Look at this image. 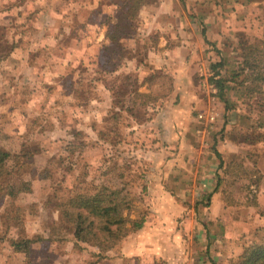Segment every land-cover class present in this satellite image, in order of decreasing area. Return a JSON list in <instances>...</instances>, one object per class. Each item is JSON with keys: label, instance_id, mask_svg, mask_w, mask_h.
I'll list each match as a JSON object with an SVG mask.
<instances>
[{"label": "rangeland", "instance_id": "obj_1", "mask_svg": "<svg viewBox=\"0 0 264 264\" xmlns=\"http://www.w3.org/2000/svg\"><path fill=\"white\" fill-rule=\"evenodd\" d=\"M112 1H105L102 8L106 19L119 11ZM249 1L144 0L135 9L129 37L122 43L123 57L130 62L146 56L167 40L190 42L189 66L184 72L176 70L175 79L164 63V71H153L145 78L111 74L113 55L97 45L91 47V14H82L81 9L78 13L71 10L69 23L62 22L61 28L69 36L72 27L79 37H69L70 42L64 38L62 48L54 47V43L62 44L55 37L53 46L44 51L48 58L61 55L62 59L11 62L7 59L12 47L9 39L20 45L23 54L21 29L33 9H10L23 0H0V148L12 156L23 149L34 153L26 172L9 171L12 187L25 181L31 188L0 203V264H232L235 251H242L227 243L224 235L244 234L246 245L255 238L264 242V187L259 191L255 183L257 173L264 179V82L255 79L264 77V23L259 31L248 30L244 14L239 31L227 26L235 17L231 9L247 13L244 4ZM80 16L84 19L77 20ZM184 19L192 27L190 34L178 27ZM216 20L228 32L217 28ZM13 27L15 31H9ZM15 33L20 40L14 39ZM251 45L258 48L247 47ZM119 54H115L117 61ZM218 62L222 67L215 77L213 66ZM219 79L226 103L213 83ZM210 85L216 87L215 95L208 90ZM109 86L113 91L106 90ZM146 86L148 92H139ZM180 87L183 91L177 90ZM136 91L144 96H137ZM132 99L137 103L133 116L114 111L113 106L120 108L122 102L132 106ZM169 123H175L173 132H168ZM75 130L79 137L73 140L67 133ZM225 133L237 135L239 145L229 141L222 145ZM70 141L74 144H67ZM213 149L220 151L224 161L239 152L227 166L228 172L219 167ZM125 151L134 156H125ZM9 164L13 167V160ZM155 181L163 186H150ZM218 182L210 201L200 202L202 195L214 192ZM91 184L122 188L120 197L125 196L131 206L123 213L130 211L129 218L137 221L143 216L145 234H155L149 229L157 227V218L166 216L161 234L176 237L173 247L162 256L145 252L126 256L135 244V233L130 232L110 247L96 248L91 225L103 241L106 234L101 222L64 205V199L91 193ZM78 213L86 217L81 225L89 228L90 233H83L87 242L73 234ZM235 213L237 221L228 222L231 230L224 228V220ZM216 215L224 216L217 219ZM259 226L262 229L252 235ZM164 239L156 242V248L169 242ZM28 240L27 254L14 249V243L22 248ZM144 241L148 239L139 242Z\"/></svg>", "mask_w": 264, "mask_h": 264}, {"label": "trees", "instance_id": "obj_2", "mask_svg": "<svg viewBox=\"0 0 264 264\" xmlns=\"http://www.w3.org/2000/svg\"><path fill=\"white\" fill-rule=\"evenodd\" d=\"M144 1V0H143ZM142 0H116L114 1V4H116L117 9H119V11L116 13L115 16H109L106 19V26H107V32L105 35V39L107 40V45H103L102 49L104 52H108L111 55H113V61L112 64L110 65V69H112V71H114L116 68H118L121 63L120 60H124L126 57L124 56V45L122 44L123 41H125L126 38L129 37V32L130 29L132 27V20H133V14L135 11L139 10L143 5L144 2ZM137 9V10H135ZM111 19H115L116 22L113 23L111 21ZM260 22V21H259ZM262 24V23H261ZM263 25L259 24V28L256 31H259L261 29ZM203 34V32H202ZM204 39V38H203ZM241 43L239 44L240 47L242 46ZM247 44V43H245ZM257 45H251V46H247L248 48L251 49H256L258 48ZM264 46V45H263ZM242 49H245L244 46H242ZM121 53V54H119ZM115 54H119L118 57V61L116 60ZM144 54L141 55L140 57L136 56L135 58L137 60L140 59H144ZM134 57V56H133ZM124 58V59H123ZM223 63H224V59H222ZM222 62H218L213 66V70H214V76H218L219 73V68L222 67ZM247 65H250L249 63ZM254 68V67H253ZM109 69V70H110ZM243 69V67H242ZM108 69H103V71H106ZM111 72V71H110ZM236 78V77H235ZM255 79H259L262 82H264V77H258L256 76ZM212 80H214V78H212ZM254 80V79H253ZM215 85H217L218 89H219V98L221 99V101L223 103H226V99H224V97L222 96L224 94L223 92V81L221 79H219L218 81H214L213 82ZM135 91V90H134ZM137 92V91H136ZM137 96H144L141 95L140 93L137 92ZM133 101H131L132 106H129L126 103H121L120 108L113 106L114 107V111H122V112H127L129 113L131 116H133L132 111L133 109L136 107V102H134V99H132ZM224 130V129H223ZM224 132V131H222ZM69 134L73 140L74 139H78L79 137V133L77 130L71 131ZM75 136V137H74ZM101 140H103L101 138L102 134L99 135ZM222 145H224L225 143H227L228 141L233 145V146H238V136L234 135V133H225L224 136L222 137ZM218 142V141H217ZM249 143L253 144V141H248ZM67 144L69 145H73V141L68 142ZM214 154L218 159V164L219 167H223L224 171L229 170V168L227 166H231L232 163L234 162L235 158L234 155L238 154L239 152L234 153L233 155L231 154V159L229 161H224L223 156L221 155L220 152H217L216 150H214ZM116 154L118 152V154H122L120 153L118 150L115 151ZM123 154H125V156H128L127 151L123 152ZM246 155L248 153H245ZM32 155H34V153L29 154L28 152L25 151V149L22 150V152L19 153H15L13 156L6 150H3L0 148V203H4L6 202L8 199H13L12 197H18L15 194H19V193H28L30 191V186L27 182H19V187H12V180H11V176L14 172H20V173H24L26 172V165H30L31 163V159H32ZM131 156L133 157L134 154L132 153ZM238 156V155H236ZM117 157V156H116ZM123 159V158H122ZM10 160H13L14 165L12 167L10 163ZM259 169H262L259 168ZM12 171V174L9 172ZM263 172H264V166H263ZM258 177H257V181L256 183V188L261 191V188L264 187V179L261 178V176H259V174L257 173ZM120 176V175H119ZM93 184V183H92ZM91 184V193L88 192V194H78V195H74L70 198L64 199V205L68 204L73 208H77L78 210L81 211H85L87 216H91L93 218H96L99 220V222H101L100 224L102 225V230L104 231V233L106 234V237H104L103 241H100L96 232L93 231L92 229V225H91V241H95L96 243V248L103 247V248H107L110 247L111 244L115 243V241H117L118 239H122L125 238L130 232L132 233H137L138 231H143L144 229V218L142 216V218H140L139 221L137 220H131L129 218V212L128 211L126 214H124L123 212L125 210H128L131 206L130 203L126 201V197H120L121 194L123 193L122 188L119 189H111L107 186H96V185H92ZM220 182H218L215 186L214 192H211L209 194H204L201 196L200 202L203 203H208L212 197L213 193H216V190L219 186ZM30 187V188H29ZM94 191V192H93ZM93 192V193H92ZM63 204V203H61ZM60 204V205H61ZM64 207V206H62ZM61 207V208H62ZM223 209V208H222ZM63 210V208H62ZM64 211V210H63ZM224 210H221V212H223ZM223 214V213H221ZM224 215H221V217H223ZM217 219L221 218L220 215H216ZM240 217V216H239ZM237 218L236 213L229 217L228 220H224L223 225H225L224 228H228V230L230 228V225H228L229 220L233 221ZM86 219V217H84L81 213H78L75 217L74 220V225L76 224L77 220L78 223L73 227V234L74 237L82 242H87V237H85V235L83 234L85 231H87L88 233H90L89 228L88 227H82V223L83 220ZM211 219V218H210ZM237 221V220H235ZM129 224V228L126 227V225ZM259 228L262 229V227H256L255 229H253V231H251L252 235H255L257 232V229ZM134 231V232H133ZM264 231V228H263ZM205 232V231H204ZM244 234H240L238 236H234L233 238H230L228 236L224 235V239L226 240L227 243H230V245H234L235 247H238V249L240 248L242 252L238 253V251L235 253L236 257L235 260H233L232 264H264V242H258V240L255 238L254 239V243L253 244H249L246 245L245 242V237H243ZM208 236V231H206V238ZM253 237V236H252ZM224 240V241H225ZM31 241H24L23 245L24 247L20 248L19 243H14L13 247L17 252H21V253H28L29 250V246H30ZM244 245V246H243ZM207 249V248H206ZM237 249V250H238ZM234 254V253H233ZM232 258H234V255L232 256ZM235 261V262H234ZM211 264H216L214 261H209ZM230 262V261H229ZM42 264V263H41ZM231 264V263H229Z\"/></svg>", "mask_w": 264, "mask_h": 264}, {"label": "crops", "instance_id": "obj_3", "mask_svg": "<svg viewBox=\"0 0 264 264\" xmlns=\"http://www.w3.org/2000/svg\"><path fill=\"white\" fill-rule=\"evenodd\" d=\"M105 1L107 0H23V2L21 3L19 2L15 3L10 9H33V10H30L29 13L26 14L27 21H25L24 26L21 29L24 31L23 37H22L23 43H24L22 44L24 47L23 54L21 53V50H19L20 45L16 46L15 44H13V41L9 39L12 47H10L7 52L8 53L7 59L11 62L15 61L17 63H19L21 59L23 61H33V62H41V63H44V61H47V59H53L54 62L62 59L63 56L61 55H53L51 58H48L47 52H44V51H48V49L46 48L48 45H49L48 47L53 46L51 44V41L54 40L55 42V37L58 38L59 36L60 39L57 41L59 43H62L61 45H58V46H56L55 45L56 43H54L55 48H58V47L62 48L64 46V38L69 39L70 37L71 40H73L74 37H77V36L79 37V35H76V34L74 35L72 27H71V32L69 36L63 35V31H61V28L65 26L64 23H69L70 21L69 15L71 13L70 12L71 10L78 13L79 9H81L82 14H87V15L91 14V27H90L91 30H90V33L88 34L89 38H91V47H95L96 45L98 47L107 45V40L105 39V35L107 32V26L104 22L106 20V16L104 14L105 11L102 10ZM112 2L114 3V0ZM246 6L249 8V9H245L247 13L243 12V9H238L237 6H236L237 9H231L233 16L235 14V17H233L232 25H227L228 28L229 27L231 28V31L232 30L239 31L240 25L242 24L241 20L244 19L243 18L244 14L247 15V18L244 19L243 22L248 27V30L256 31L259 28V24L261 25V23H264V0H251L249 1V5L244 4V7ZM64 9H65V12L63 11ZM151 10L153 11V9ZM166 12H168V10ZM231 12L229 13L231 14ZM76 19L82 20L84 19V17L80 16ZM188 23H189L188 19H184L183 25L178 24V27L183 28L185 32L190 34V31L188 29L189 28L192 29V27ZM215 24L216 26H218L217 28H222L223 30L228 32V30L226 29V26H224L223 24L220 25L218 21ZM166 27L168 29V26ZM10 30L15 31V27L10 28L9 31ZM18 34L19 33H15L14 39L18 38V40H20L19 39L20 35ZM81 37L85 39L83 35ZM10 38H11V35H10ZM49 38H50V41H49ZM69 42H70V39H69ZM189 44L190 42L188 43V42H185L184 40H182L179 43H173L167 40V42H165L161 46L159 43L158 48L152 49L151 51H149L147 55L144 56L143 60L142 59L137 60L136 58H134L133 60L128 62V59H124L123 63L118 68H116L113 72H111V74H114V75L123 74L125 76L128 74H132L135 77L145 78L147 76H150V74L153 71H155V73L156 71H158L157 72L158 74L164 71L165 67L162 66V63H164V64H167V67L169 69H171L170 71L173 70L171 75L172 77L176 79L177 77L176 70L184 72L189 66L187 65V62H188L187 56H188L189 47H190ZM71 46L75 47L76 44H71ZM94 56L95 54H92L91 58L94 59ZM72 57L73 55L71 53L69 60ZM122 68L124 69V71L126 70L125 73H123ZM149 68H152V69L149 70ZM105 88L109 92L113 91L112 86H109L108 88L105 87ZM177 90L183 91L181 87L178 88ZM148 91H149V87L146 86L144 89H142V91H139V92L142 93V92H148ZM161 115H164V111L161 113ZM173 118H175V115H173ZM173 118H171V122H176L175 119ZM174 126H175V123H169L167 127L168 132L169 131L173 132L175 130ZM173 140H176V139L173 138ZM158 171H159V174L161 175V170H158ZM149 184L150 186L158 185L160 188L161 186H163L161 182H157V181L153 182V184L152 183H149ZM165 218L166 216L160 217V219L157 218V221H158L157 227L153 229L152 228L149 229L151 230V232H155V234L154 233L145 234L146 229H143L142 232L138 231L137 233H135L134 234L135 244H134L133 252L132 250H129L126 256H132V254L134 253V255L137 257V256H140L141 254H144V252L145 254L162 256L164 253L170 250L174 245L173 242L174 243L176 242V237L175 238L166 237L161 234V231L163 230L161 222L165 220ZM143 237L144 239H148L147 243L146 241L139 242L140 240H143ZM164 238H168L170 243L166 241L163 246L156 248V242L158 243L160 239L164 242L165 241Z\"/></svg>", "mask_w": 264, "mask_h": 264}, {"label": "built area", "instance_id": "obj_4", "mask_svg": "<svg viewBox=\"0 0 264 264\" xmlns=\"http://www.w3.org/2000/svg\"><path fill=\"white\" fill-rule=\"evenodd\" d=\"M208 90L211 92V93H213L214 95L216 94V92H217V90H216V87L214 86V85H210V86H208ZM201 117V116H200ZM210 119H212V118H210Z\"/></svg>", "mask_w": 264, "mask_h": 264}]
</instances>
